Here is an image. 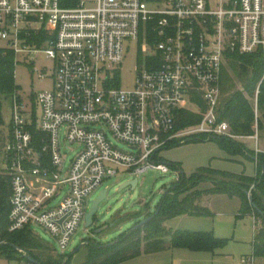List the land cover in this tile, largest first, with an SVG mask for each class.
<instances>
[{
	"label": "built area",
	"instance_id": "1",
	"mask_svg": "<svg viewBox=\"0 0 264 264\" xmlns=\"http://www.w3.org/2000/svg\"><path fill=\"white\" fill-rule=\"evenodd\" d=\"M212 2L78 0L64 7L61 0H0V40L14 52L15 64L21 53L34 60L42 51L54 62L53 89L34 100L41 107L39 123L13 97L3 147L9 231L38 224L66 250L89 196L120 168L138 180L151 170L166 174L169 165L157 158L163 147L236 137L218 110L223 63L229 53L264 52V0H217L216 9ZM41 34L49 38L38 44L33 37ZM128 39L139 43L141 66L135 87L123 89L118 65ZM259 93L258 86L256 119ZM182 110L202 118L179 128ZM68 144L79 148L74 153ZM261 224L255 219V234ZM249 262L255 264L254 256Z\"/></svg>",
	"mask_w": 264,
	"mask_h": 264
},
{
	"label": "rangeland",
	"instance_id": "2",
	"mask_svg": "<svg viewBox=\"0 0 264 264\" xmlns=\"http://www.w3.org/2000/svg\"><path fill=\"white\" fill-rule=\"evenodd\" d=\"M217 7V0H213L212 9H216ZM5 46L6 42L0 40V47ZM124 46V58L118 65L120 69L119 87L131 89L135 87L136 68L141 66L139 43L128 39L125 41ZM53 68V60L49 59L44 51L36 54L34 60L28 58V55L23 53L17 56L15 83L18 86V90L16 93L27 104L24 115L34 120L36 118L38 123L41 119V107L37 102L34 103V100L38 92L45 89H53ZM225 71L229 72L231 79L237 80L229 69L228 58H225L223 63V79ZM40 72L45 73L47 77L42 80L39 76ZM240 85L237 83V88L240 89ZM230 94V92L221 93L218 109L221 108ZM2 102L4 126L7 132H9L14 115L13 96L5 97ZM190 105L188 100L183 102V106L185 107H190ZM259 116L263 122L262 112L259 113ZM63 133L62 130L60 133L62 137ZM227 138L232 139L236 144L246 147V152L256 158L261 152L264 153V125L260 129L256 126L255 138ZM68 145L73 148L74 153L79 148L77 144ZM119 146L124 149L126 148L123 144ZM257 148L260 151H257ZM157 158L169 165L170 171L168 173L163 174L159 171L151 170L141 176H137L139 177V182L136 187L127 186L121 189L125 183L135 179L136 176H132L128 170L120 168L117 175L106 179L89 196L87 210L90 209L92 202L99 194L104 189H108V196L100 204L99 211L94 217L93 226L87 228L86 221L83 219L66 250H61L56 238L42 226L31 224L30 229L39 239L49 244L54 253L64 255L65 257L70 256L69 264H83L88 254V247L83 246L73 254L82 243L87 241V239L89 241L97 240L102 245L113 242L122 233L138 223V220L151 216L158 208L165 192L177 182V178L181 176L182 172L187 177L194 173L202 172L200 171L202 168L254 177L258 174L255 159L242 152L229 150L218 140H192L165 146L157 152ZM1 162L0 159V169H2ZM200 175L204 179L210 177L207 172H202ZM211 187V182H201L197 186V189L206 190ZM55 203H57V199L53 201V204ZM198 204L206 209L205 214H182L168 219L165 222V226L171 231L213 232L215 237L227 239L225 246L218 247L213 251L175 248L171 244V236L167 235L163 238L166 242L164 250L143 253L140 256L127 259L118 264H250L249 258L253 256L255 264L264 263V258L257 257L253 252L255 219L253 216H240L241 198L238 195L220 192L203 195L199 199ZM105 225L109 226L108 229L100 234H94V229ZM0 264L10 263L0 260Z\"/></svg>",
	"mask_w": 264,
	"mask_h": 264
},
{
	"label": "trees",
	"instance_id": "3",
	"mask_svg": "<svg viewBox=\"0 0 264 264\" xmlns=\"http://www.w3.org/2000/svg\"><path fill=\"white\" fill-rule=\"evenodd\" d=\"M78 0H61L62 6H74ZM40 44L49 37L41 34L33 37ZM229 69L237 78L231 79L229 72L225 71L224 79L221 81V93L230 92V96L218 109L220 118L228 121L231 132L236 137H248L256 134V126L260 129L264 124L260 116L256 119L255 93L260 87L258 95V112H262L264 120V52L259 49L253 54L229 53L227 55ZM15 54L7 47H0V258L7 261L21 262L26 260L24 253L31 256L39 264H63L68 256L54 253L52 247L33 234L30 227L18 231H9V212L11 208V185L9 176L5 173L3 166V147L7 140V130L4 126L3 99L7 96L17 95L18 86L15 83ZM226 79V80H225ZM237 83L241 88H237ZM202 111H204L203 103ZM202 113H194L182 110L178 114L179 128L198 123ZM35 137L41 134L33 128ZM192 140H207L206 138ZM191 140V141H192ZM233 152H242L249 155L257 162L258 174L256 177L245 174H233L202 168L200 171L207 172L209 178H202V172L194 173L187 177L182 175L177 182L168 189V193L161 198L159 213L141 228L134 231L130 229L118 237V241L110 246L103 247L101 243L93 242L88 245V254L83 264H118L127 259L140 256L143 253L159 252L166 248L164 236H171V244L175 248H189L195 250H215L227 244V239L217 238L213 232H194L176 230L171 231L165 226V222L182 214H205L206 209L198 204L203 195L214 193H227L238 195L241 198V217L254 216L261 220L262 225L254 235V255L264 258V215L254 208L264 212V153L261 152L256 158L246 152V147L236 144L227 137H216ZM207 179V180H206ZM201 182H211L212 187L199 190L197 186ZM173 186H176L173 188ZM245 190L251 191L253 202ZM159 203V205H160ZM158 205V206H159ZM157 210V209H156ZM140 220H138L139 222ZM70 262V257L67 264Z\"/></svg>",
	"mask_w": 264,
	"mask_h": 264
},
{
	"label": "water",
	"instance_id": "4",
	"mask_svg": "<svg viewBox=\"0 0 264 264\" xmlns=\"http://www.w3.org/2000/svg\"><path fill=\"white\" fill-rule=\"evenodd\" d=\"M216 138V137H213V139ZM212 138L208 139V140H211ZM192 139L190 140H186L185 142H189L191 141ZM182 175L184 176V173L182 172ZM137 181L138 179L135 178L133 180H130L128 181L127 183H125V185L121 188H125L127 186H131V187H136L137 185ZM176 186H173V188H175ZM168 193V190L165 192V194ZM245 193L249 196V199L251 202H253V196H252V192L251 191H247L245 190ZM108 196V189H104L100 194L99 196L92 202V205L90 207V209L86 212L85 214V221H86V227L87 228H91L94 224V217L95 215L97 214V212L99 211V207H100V204L107 198ZM254 208L257 209L262 215H264V212H262L260 209H258V207L253 204ZM160 208H161V203L160 205L158 206L157 210L151 215V216H148V217H145L143 219H141L138 223H136L130 230L131 231H134L136 230L137 228H141L142 226H144L147 222H149L150 220H152L160 211ZM108 225H105V226H102V227H99L97 229H94V234H100L102 233L103 231H105L106 229H108ZM88 238H91V237H88ZM93 242H95L96 240H92ZM118 241V238L115 239L113 242H110V243H107V244H103L102 246L103 247H107V246H110L114 243H116ZM89 239H87V241H85L84 243H82L74 252L73 254H75L77 251H79L83 246L85 245H88L89 244ZM25 255V258L26 260L32 262V263H35V264H39V262L37 260H35L34 258H32L31 256L27 255L26 253H24ZM70 256L66 257L63 264H67V261L69 259Z\"/></svg>",
	"mask_w": 264,
	"mask_h": 264
},
{
	"label": "crops",
	"instance_id": "5",
	"mask_svg": "<svg viewBox=\"0 0 264 264\" xmlns=\"http://www.w3.org/2000/svg\"><path fill=\"white\" fill-rule=\"evenodd\" d=\"M248 137H254V138H255V135H254V136H248ZM243 138H246V137H243ZM256 150H257V151H260L259 148H257ZM2 164H3V163H2ZM132 180H133V179H132ZM138 182H139V180L137 181V183H138ZM253 217H254V216H253ZM254 219H255V218H254ZM0 260H5L6 262H8V263H10V264H11V263H13V264H14V263H15V264L18 263V262H15V261H11V262H9V261H7V260L4 259V258H2V259L0 258ZM261 264H262V263H261Z\"/></svg>",
	"mask_w": 264,
	"mask_h": 264
}]
</instances>
